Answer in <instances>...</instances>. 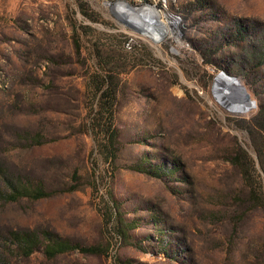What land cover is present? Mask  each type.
Listing matches in <instances>:
<instances>
[{
    "label": "rangeland",
    "instance_id": "rangeland-1",
    "mask_svg": "<svg viewBox=\"0 0 264 264\" xmlns=\"http://www.w3.org/2000/svg\"><path fill=\"white\" fill-rule=\"evenodd\" d=\"M18 231L101 252L15 264H264V0H0V252Z\"/></svg>",
    "mask_w": 264,
    "mask_h": 264
},
{
    "label": "trees",
    "instance_id": "trees-1",
    "mask_svg": "<svg viewBox=\"0 0 264 264\" xmlns=\"http://www.w3.org/2000/svg\"><path fill=\"white\" fill-rule=\"evenodd\" d=\"M45 192L42 188L21 187L19 196L42 198ZM76 251L80 253L97 254L101 250L96 246H83L74 244L69 240L49 232L39 233L37 231L14 232L10 245L4 246L0 252V264H15L18 258H31L37 252H41L46 258L54 259L62 254Z\"/></svg>",
    "mask_w": 264,
    "mask_h": 264
},
{
    "label": "bare ground",
    "instance_id": "bare-ground-1",
    "mask_svg": "<svg viewBox=\"0 0 264 264\" xmlns=\"http://www.w3.org/2000/svg\"><path fill=\"white\" fill-rule=\"evenodd\" d=\"M117 9L123 11L124 16L129 19V21L134 24L138 29L143 31V34L155 41H158L163 35L164 30L159 32H154L146 20V15L143 16V12L147 9L145 8H133L128 7L124 3H119L116 5ZM155 11H152L154 13ZM148 15V13H147ZM177 18L174 19L175 22H168L169 25H175ZM171 31V29H170ZM232 78V77H231ZM234 79V78H233ZM235 80V79H234ZM230 80L228 76L219 74L216 79L214 92L217 94L219 100L225 104L227 107L231 108L235 112H248L250 102L238 101L235 96V89L240 86L239 82Z\"/></svg>",
    "mask_w": 264,
    "mask_h": 264
},
{
    "label": "water",
    "instance_id": "water-1",
    "mask_svg": "<svg viewBox=\"0 0 264 264\" xmlns=\"http://www.w3.org/2000/svg\"><path fill=\"white\" fill-rule=\"evenodd\" d=\"M235 96L238 101L248 102L250 99V94L247 92L245 87L239 86L235 89Z\"/></svg>",
    "mask_w": 264,
    "mask_h": 264
},
{
    "label": "built area",
    "instance_id": "built-area-1",
    "mask_svg": "<svg viewBox=\"0 0 264 264\" xmlns=\"http://www.w3.org/2000/svg\"><path fill=\"white\" fill-rule=\"evenodd\" d=\"M124 4L127 5L128 7H130L127 2H125ZM148 11H151L152 12V11H154V8L153 7H150V8L147 7V9L145 10V12H148ZM145 12H143V16H144ZM127 45L129 46L130 45V42H128Z\"/></svg>",
    "mask_w": 264,
    "mask_h": 264
}]
</instances>
